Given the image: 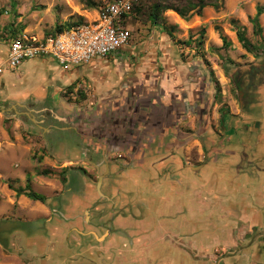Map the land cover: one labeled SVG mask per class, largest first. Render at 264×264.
<instances>
[{
    "label": "crops",
    "instance_id": "crops-1",
    "mask_svg": "<svg viewBox=\"0 0 264 264\" xmlns=\"http://www.w3.org/2000/svg\"><path fill=\"white\" fill-rule=\"evenodd\" d=\"M92 1H72L46 32L1 15L0 62L9 33L96 20ZM261 6L167 9L155 23L140 7L131 41L109 55L40 56L0 73V159L18 157L12 170L0 160V264H264ZM55 117L79 136L49 135Z\"/></svg>",
    "mask_w": 264,
    "mask_h": 264
},
{
    "label": "built area",
    "instance_id": "built-area-1",
    "mask_svg": "<svg viewBox=\"0 0 264 264\" xmlns=\"http://www.w3.org/2000/svg\"><path fill=\"white\" fill-rule=\"evenodd\" d=\"M139 4L140 0H107L100 6L96 20L81 21L42 38L7 33L9 52L0 62V73L40 56L54 57L66 64H87L95 57L109 55L131 41L133 34L127 19Z\"/></svg>",
    "mask_w": 264,
    "mask_h": 264
},
{
    "label": "rangeland",
    "instance_id": "rangeland-1",
    "mask_svg": "<svg viewBox=\"0 0 264 264\" xmlns=\"http://www.w3.org/2000/svg\"><path fill=\"white\" fill-rule=\"evenodd\" d=\"M13 1H15L16 3L15 8L12 7ZM72 1L76 3L83 2L82 0H0V9H4L6 11L2 15V20H3L2 23H5L4 27H6L8 24L13 25L14 27V23H18L21 28H27L31 32H36V33L41 31L46 32L49 31L51 27L53 28L58 21L60 22L64 19V17H68L69 15H71L74 6L73 5L74 3ZM95 1H97L98 6H100L107 0H95ZM143 1L145 2L149 0H143ZM52 118L54 117L52 116ZM9 122H10L9 119H6V121L3 124L2 121L0 122V132L3 129H6ZM52 122H53L52 133H50L49 135H62L68 133L79 136L77 130L74 128H71L66 131L63 130V126L65 123L60 119H58L57 117H55V119H53ZM241 146H242L241 144L236 143V146L234 147H236V150H238V148H240ZM8 148H9L8 146L3 147L5 151ZM7 154L9 155L6 156L5 154H2L0 160L4 167L12 170L15 168V164L17 163L18 157L15 156L16 152L13 151ZM18 156L20 157V154H18ZM221 204L228 207L229 206L237 207L239 203L236 202L233 203L232 205H229V203L221 202L220 206ZM191 205L195 207L194 203H192ZM174 208H176V206H174ZM197 209L198 208H194L193 210L197 211ZM190 211L193 212L192 210L184 209L183 213L178 212L175 214V216H178L179 219H182V215H185L188 218L191 215ZM153 221L155 223V219ZM13 224H17V222ZM192 245L194 244L191 243V247H193ZM200 245L201 247L203 246V243L201 244V241H200ZM221 257L222 255L221 253H219V257L217 258V260H219Z\"/></svg>",
    "mask_w": 264,
    "mask_h": 264
},
{
    "label": "trees",
    "instance_id": "trees-1",
    "mask_svg": "<svg viewBox=\"0 0 264 264\" xmlns=\"http://www.w3.org/2000/svg\"><path fill=\"white\" fill-rule=\"evenodd\" d=\"M86 2L90 6H95L96 3L92 0H82ZM225 0H149L148 3H144L143 0H140V4L136 6V10L140 7L141 16L149 18L150 21L153 23L158 22L162 19V13L167 9H172L179 13L180 15L186 17L190 13L191 10L195 9V12L198 15H201L204 7L211 5L214 6L216 9H220ZM12 7H16L15 1L12 2ZM264 11V7H258V15ZM6 11L4 9H0V16L3 15ZM255 23V20H253ZM72 24H69L71 26ZM240 40L244 42L246 46H248L246 37L241 33ZM28 195L31 198L44 200V196L30 192Z\"/></svg>",
    "mask_w": 264,
    "mask_h": 264
},
{
    "label": "flooded vegetation",
    "instance_id": "flooded-vegetation-1",
    "mask_svg": "<svg viewBox=\"0 0 264 264\" xmlns=\"http://www.w3.org/2000/svg\"><path fill=\"white\" fill-rule=\"evenodd\" d=\"M252 235H253L252 233H250V234H248V233L246 234L245 233L244 240H247V238H249V239L251 238V240L253 241ZM257 238H259L260 240H263L264 241V236H262V235H257Z\"/></svg>",
    "mask_w": 264,
    "mask_h": 264
}]
</instances>
